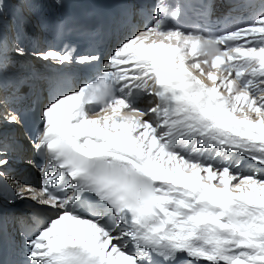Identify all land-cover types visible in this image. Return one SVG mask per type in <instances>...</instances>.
I'll use <instances>...</instances> for the list:
<instances>
[{
    "label": "snow or ice",
    "instance_id": "snow-or-ice-1",
    "mask_svg": "<svg viewBox=\"0 0 264 264\" xmlns=\"http://www.w3.org/2000/svg\"><path fill=\"white\" fill-rule=\"evenodd\" d=\"M7 6L0 0V17ZM180 15L160 4L106 54L31 49L25 38L9 48L0 37L3 90L10 62L30 56L101 65L53 95L25 136L45 161L39 187L7 174L0 140L9 203L51 213L22 256L13 245L0 264H264V11L216 33L171 22ZM12 82L27 86L20 75ZM5 124L23 128L27 117L6 108Z\"/></svg>",
    "mask_w": 264,
    "mask_h": 264
},
{
    "label": "bare ground",
    "instance_id": "bare-ground-1",
    "mask_svg": "<svg viewBox=\"0 0 264 264\" xmlns=\"http://www.w3.org/2000/svg\"><path fill=\"white\" fill-rule=\"evenodd\" d=\"M108 1L114 5H121L124 0H108ZM66 2H67L66 0H59L57 2L50 1L53 14L55 15L59 13L60 11H62L66 5ZM6 3L8 5L7 9L3 12V16L0 17V37L6 40V42L9 45V48H11L21 38H25L29 42V46L31 49L43 50L47 48L46 43L40 44L38 46L36 45V43L32 44L31 43L32 36L28 35L29 31L24 32V28L22 29L14 28L13 30L11 29L10 24L13 18L16 17L17 11L22 8V0H6ZM154 9H155L154 7H150V6H146L144 8H137L130 4L122 8L121 14L124 15V17L128 18L129 15L133 13L134 18L138 19L141 14L144 13L146 15H149L154 11ZM35 35L37 36L39 35V30L34 31L33 37ZM118 36H119V33H118ZM121 38L123 37H120L117 40H120ZM15 60L16 58L10 52V61H15ZM54 64L55 63H48L46 61L37 60L34 57L30 56L23 60H20L18 63L10 62L7 76L11 79L14 76L22 75L23 72H25L26 70H29V72H32V74H34V78L38 77L43 81L50 80L51 76H54V75L58 76L61 79L66 80L68 75L65 72H54L52 75H45L43 73L45 71L51 72L52 70L58 71V69L54 66ZM27 75L28 74H25V76ZM2 95L3 93L2 91H0V96ZM144 103L145 101L144 99H142L141 104L143 105ZM2 111H3V108H1V105H0V116L3 115ZM4 128L8 130L9 127L7 126V124H5L4 127H0V140H4L6 139V137H8L7 134L5 133ZM10 131L15 132L16 128L14 129L11 128ZM16 135H18L17 132H16ZM7 142L8 141H6V143ZM32 155H33V150L31 148V145H29L27 146V155L25 157V161L17 163V166H19L20 170L19 169L15 170L10 166L14 164L13 161H10V164L8 165V169L16 172L17 176L16 175L12 176L11 174H8V175H10L14 180H17L22 184L28 185L27 183L23 182L22 179H20V175L22 174L21 171H23L24 173L27 171L29 173L31 170H33V161L29 163ZM244 170L247 171L249 169L246 168ZM2 182H5V181H2ZM9 187H11L10 184H9ZM8 196H9V193L4 188L0 187V203L3 205L2 206L0 204V206L4 210H6V212L11 216L10 218L12 219L14 223L17 221V219H22L23 222L28 221L31 218V216L38 211V208H40V206L35 205L31 201H27V200L25 201L16 200L14 204H11L9 203V200L15 199V197L13 195L12 196L13 198L9 199ZM49 214L51 213L49 212ZM192 261H195V260H192ZM199 264H209V262L201 260Z\"/></svg>",
    "mask_w": 264,
    "mask_h": 264
}]
</instances>
